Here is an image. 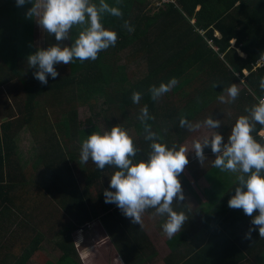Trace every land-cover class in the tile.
I'll use <instances>...</instances> for the list:
<instances>
[{
	"label": "trees",
	"instance_id": "1",
	"mask_svg": "<svg viewBox=\"0 0 264 264\" xmlns=\"http://www.w3.org/2000/svg\"><path fill=\"white\" fill-rule=\"evenodd\" d=\"M106 2L118 6L123 13L122 17L105 14L102 19L104 26L118 35L115 46L101 51L95 61L82 63L74 59L70 65H65L64 75L59 74L55 79L48 76L46 85L28 77L23 82L25 113L2 123L4 156L0 150V168L4 163L7 177L14 170L13 167L8 171L15 160L14 136L20 125H30L32 129L34 122L37 129H33L43 133L37 143L40 156L37 161L45 169L47 191L54 198L53 205L61 206L64 223H67L64 225V261L71 259L74 251L70 234L89 223L92 219L89 214L101 216L104 226L111 229L108 219L122 213L115 203H106L104 197V190L109 189L110 177L116 170L114 166L100 170L90 159L80 187L67 165L66 156L73 153L80 156L81 144L92 132L110 130L115 125L127 132L133 131L137 148L135 159H147L152 141L145 139L144 125L138 118L144 106L152 117L147 123L157 134L158 142L171 147L173 144L182 146L191 133L179 126L181 115L193 123L197 120L193 118L206 105L214 99L219 103L217 98L222 92L234 83L239 84V77L243 79V86L235 103L238 117L247 114L246 108L257 103L256 98H264V90L260 88V80L264 78V0H179V6L165 4L157 9L151 7L149 0ZM125 21L134 27L133 32L124 27ZM78 30L73 28L70 39L63 44L70 45L74 38L72 33ZM51 37L46 35V48L55 44L54 35ZM260 59L262 66L254 68ZM140 60L144 62L146 73L127 85L130 79L126 74L127 66ZM244 70L248 72L246 76ZM172 77L178 84L154 101L149 88L166 83ZM134 91L142 94L139 104L132 101ZM96 95L102 98L100 112L94 116L88 114L79 121L78 103L87 105ZM41 99H51L50 106L60 104L56 106L64 112V117L54 122V126L61 139L55 131L48 135L44 126L45 105L33 114L34 105L39 106ZM30 106L32 109L28 110ZM34 117L37 119L33 120ZM99 117L104 128L97 123ZM236 120L225 121L218 131L225 143ZM260 130L264 131V126L256 124L252 135L264 143L257 134Z\"/></svg>",
	"mask_w": 264,
	"mask_h": 264
},
{
	"label": "crops",
	"instance_id": "2",
	"mask_svg": "<svg viewBox=\"0 0 264 264\" xmlns=\"http://www.w3.org/2000/svg\"><path fill=\"white\" fill-rule=\"evenodd\" d=\"M149 1L151 7L158 8L154 0ZM31 7L32 3L17 6L15 0L0 1L1 156H4L2 123L25 113L23 82L34 77L37 70L29 67L27 57L38 48H46L47 33L35 19L25 16ZM78 31L72 33L71 43ZM262 63V59L256 61L254 68ZM55 67L59 74H65V64ZM243 73L248 74L245 70ZM37 110L35 104L34 115ZM20 126L14 136L15 160L8 171L13 167L14 170L7 177L4 163L0 168L3 177L0 181V264H264V238L259 236L258 228L251 232L250 238H245L252 218L242 209L228 206L238 185L237 174L212 167L215 154L210 147L204 148L203 165L190 153L189 163L179 177L185 200L174 202L172 207L189 218L180 233L169 239L162 229L167 217L156 215L155 209L146 210L142 225L133 224L123 213L113 215L107 221L111 222V229L104 226L101 216L89 214L92 218L89 223H95V228H86L89 224L86 223L70 234L74 251L71 259L64 261L67 223L61 206L53 205L45 169L37 161L40 157L37 143L43 136L36 131L35 137L23 141L21 136L26 128H31L26 124ZM33 128L37 129L34 122ZM30 139V146L35 143L36 154L26 150L29 157L25 158L19 147L22 141L27 143ZM194 140L195 137L186 138L182 146L190 148L188 144Z\"/></svg>",
	"mask_w": 264,
	"mask_h": 264
},
{
	"label": "clouds",
	"instance_id": "3",
	"mask_svg": "<svg viewBox=\"0 0 264 264\" xmlns=\"http://www.w3.org/2000/svg\"><path fill=\"white\" fill-rule=\"evenodd\" d=\"M26 3H32L25 13L26 18L35 19L42 31L54 35L56 40L55 44L38 48L27 57L29 67L37 69L34 78L41 84L48 83V76L55 79L59 75L56 64L70 65L74 59L95 61L101 51L115 46L117 42V33L107 29L102 19L105 14L122 17L123 13L118 6H112L106 0H99L98 3L94 0H16L17 6ZM116 3L119 4L120 0ZM124 27L128 32L134 31L128 21L124 22ZM73 28H79L78 35L70 46L64 45L63 41L70 39ZM178 82L172 77L159 86L152 85L149 88L151 98L158 100ZM260 88L264 90V78L260 80ZM225 91L226 95L217 98L220 103H232L240 94L236 84ZM141 98L140 92L132 93L133 103L139 104ZM245 111L247 114L237 118L226 143L222 134L214 131L194 140L192 148H188L175 144L169 147L158 142L157 134L147 123L152 117L144 106L138 118L144 125L145 139L152 141L147 159H135L137 148L133 138L125 128L115 125L110 130L92 132L83 140L80 163L86 164L91 159L100 170L114 166L116 170L110 177L109 185L111 190H104L105 202L115 203L133 224L139 225H142L146 210L155 209L156 215L167 217L162 229L171 239L180 233L189 219L183 211L177 212L172 207L174 202L185 200L179 177L189 163L187 153L193 150L203 165L206 158L204 148L210 147L215 154L212 167L237 174L238 185L228 206L242 209L245 215L252 218L245 238H250L256 228L259 236L264 238V143L258 142L252 135L256 124L264 126V98H258V102ZM179 126L196 132L202 126L216 130L221 122L209 116L202 125L200 122L191 123L181 115ZM259 132L257 134L261 138Z\"/></svg>",
	"mask_w": 264,
	"mask_h": 264
},
{
	"label": "rangeland",
	"instance_id": "4",
	"mask_svg": "<svg viewBox=\"0 0 264 264\" xmlns=\"http://www.w3.org/2000/svg\"><path fill=\"white\" fill-rule=\"evenodd\" d=\"M0 1H5V0H0ZM233 42H234V40H231V43H233ZM124 55H127V54H124ZM124 55H121V56H124ZM240 55L243 56V54H241V53H240ZM121 63H124V62H121ZM127 73L130 76V79L128 80L127 85H131L138 78H140L141 76H143L146 73V68L144 66V62H142L140 60V61L134 62L131 65L127 66L126 74ZM239 82L241 84L236 83V86L240 89L243 86V79H240V77H239ZM221 95H226V91L222 92ZM49 101H47L45 99H41V102H40L38 107H42L43 105H45V106H43L44 110H46V107H47L46 114H45L46 117L44 118V119H47V122H44L45 128H47V130L49 132L56 131V133H59V130L57 131V127L54 126V122L62 120L63 118H60V117H64V112L63 111L61 112L60 107L56 106V105H60V104L50 106V105H48ZM101 101H102V98L100 97V95H96L93 97V101L87 104V105L90 104L88 107L85 104L82 107H78V112H77L78 117L77 118L79 119V121H82L86 116H88V114L94 116V113L100 112ZM236 102H238V99H236L232 103H220V102L218 103L216 99L211 101L208 106L206 105L205 108L202 109L195 116V118H193V119H197L196 121H193V123L200 122L203 125V121L206 118H208L209 116H212L213 119L220 120L221 126L216 130L209 129L207 127L202 126L201 129L196 131V132H191V133L189 132L187 138L195 137V140L196 139H202V137L204 135L208 134L209 132L212 133L214 131H220V128L225 123V121H229V123H231L233 120L235 121L239 115V111L237 110V104H235ZM78 105H79V103H78ZM183 105L184 104H175V106H177V107L183 106ZM89 107H90V109H89ZM97 123L99 124V126H101V128L102 127L104 128L103 121H102L101 117L97 118ZM51 125L53 127H51ZM103 131H105V130H103ZM128 133L131 135V137L134 136L133 131H130ZM35 135H36V131L34 129L26 128L25 133L21 137H24L23 138V141H24L25 138L35 137ZM39 136H43V133L39 132ZM58 138L61 139L62 136L60 135V136H58ZM59 139H58V141H59ZM23 141L21 142V145L19 148L23 152V155L25 156V158L29 157V154L26 155V150H30L29 151L30 153L33 152L34 154H36L35 143H33V145L31 144V146H30L31 139H30V141H27V143H25ZM39 141H40V139H39ZM60 142H62V141H60ZM192 145L193 144H188V146H190V148H192ZM190 153L195 154V152L192 150V151L187 153V156L190 155ZM66 158H67L66 159L67 165L69 166L70 171H71L72 175L74 176L75 181L77 182V185L81 187V185L84 183L88 163L81 164L80 163V156L76 153L68 154L66 156ZM37 179H39V178H37ZM94 225H95V223H89L88 227L86 226V228H92L93 229V228H95Z\"/></svg>",
	"mask_w": 264,
	"mask_h": 264
},
{
	"label": "built area",
	"instance_id": "5",
	"mask_svg": "<svg viewBox=\"0 0 264 264\" xmlns=\"http://www.w3.org/2000/svg\"><path fill=\"white\" fill-rule=\"evenodd\" d=\"M154 5L156 7H160V6H163L165 4H172L174 6H177V2L178 0H154ZM211 40H209L210 42ZM259 98H262V97H259ZM257 102H258V98H256ZM260 133V136L262 139H264V133L262 131L259 132Z\"/></svg>",
	"mask_w": 264,
	"mask_h": 264
}]
</instances>
